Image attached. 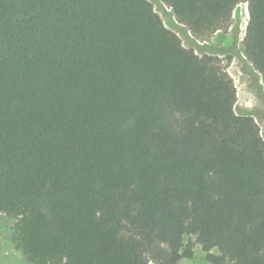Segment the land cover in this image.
<instances>
[{"label": "trees", "instance_id": "16d2710c", "mask_svg": "<svg viewBox=\"0 0 264 264\" xmlns=\"http://www.w3.org/2000/svg\"><path fill=\"white\" fill-rule=\"evenodd\" d=\"M159 1L202 40L245 3L264 89V0ZM216 54L148 0H0V216L29 264H180L193 243L264 264V138Z\"/></svg>", "mask_w": 264, "mask_h": 264}, {"label": "rangeland", "instance_id": "374dc122", "mask_svg": "<svg viewBox=\"0 0 264 264\" xmlns=\"http://www.w3.org/2000/svg\"><path fill=\"white\" fill-rule=\"evenodd\" d=\"M154 11L160 16L166 28L174 32L185 48L193 49L202 56L213 50L233 80L236 90L234 111L237 115H251L264 138V89L259 74L252 68L242 52V39L247 22L246 5L239 3L232 12L226 30H220L202 40L194 38L190 32L176 21L170 10L159 0H148ZM208 48V49H206ZM210 49V50H209ZM210 51V52H209ZM237 52V53H236ZM12 222L0 216V264H29L21 252L15 250L10 243V227ZM188 239L185 237L183 243ZM194 242V239H191ZM216 253L215 250H213ZM180 264H209L199 245L193 243V254L189 259L182 258Z\"/></svg>", "mask_w": 264, "mask_h": 264}, {"label": "built area", "instance_id": "2783aa9c", "mask_svg": "<svg viewBox=\"0 0 264 264\" xmlns=\"http://www.w3.org/2000/svg\"><path fill=\"white\" fill-rule=\"evenodd\" d=\"M245 5H246V4H245ZM246 15H247V18H248L247 5H246Z\"/></svg>", "mask_w": 264, "mask_h": 264}]
</instances>
